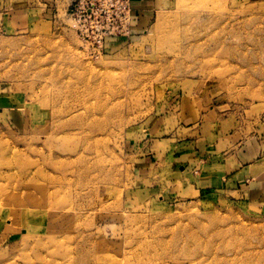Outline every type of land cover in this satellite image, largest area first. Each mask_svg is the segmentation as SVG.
Returning <instances> with one entry per match:
<instances>
[{
	"label": "rangeland",
	"instance_id": "obj_1",
	"mask_svg": "<svg viewBox=\"0 0 264 264\" xmlns=\"http://www.w3.org/2000/svg\"><path fill=\"white\" fill-rule=\"evenodd\" d=\"M73 24L67 11L20 27L0 13V264H264L263 208L220 191L148 198L159 167L147 175L138 160L184 98L207 120L212 101L238 137L264 131V0H163L99 53ZM37 169L56 191L39 208ZM6 189L25 193L31 216H9Z\"/></svg>",
	"mask_w": 264,
	"mask_h": 264
},
{
	"label": "crops",
	"instance_id": "obj_2",
	"mask_svg": "<svg viewBox=\"0 0 264 264\" xmlns=\"http://www.w3.org/2000/svg\"><path fill=\"white\" fill-rule=\"evenodd\" d=\"M71 1L0 0V13L7 15L14 27L28 25L35 19L53 22L61 11H67ZM162 4L163 0H131L132 32L146 28ZM184 106L185 98L167 112L174 124L169 129L171 134L155 141L146 134L152 144L138 160L146 164L147 175L155 173L154 163L159 167V181L146 186L147 197L195 198L220 191L264 209V131L238 137L240 126L233 128L227 117L214 110L212 101L202 99L200 104L202 108H212L206 112H211V120L203 111L189 115ZM164 128L165 125L159 126V130Z\"/></svg>",
	"mask_w": 264,
	"mask_h": 264
},
{
	"label": "built area",
	"instance_id": "obj_3",
	"mask_svg": "<svg viewBox=\"0 0 264 264\" xmlns=\"http://www.w3.org/2000/svg\"><path fill=\"white\" fill-rule=\"evenodd\" d=\"M67 13L78 32L97 43L98 53L109 39L132 31L131 0H72Z\"/></svg>",
	"mask_w": 264,
	"mask_h": 264
},
{
	"label": "bare ground",
	"instance_id": "obj_4",
	"mask_svg": "<svg viewBox=\"0 0 264 264\" xmlns=\"http://www.w3.org/2000/svg\"><path fill=\"white\" fill-rule=\"evenodd\" d=\"M168 42H169V40H167ZM166 42V41H165ZM167 45V44H166ZM168 49V48H167ZM173 49V48H172ZM209 53H211V52H209ZM57 95V94H56ZM58 96V95H57ZM56 96V97H57ZM72 96H74V95H72ZM76 96V95H75ZM56 97H54V98H56ZM78 97V96H77ZM57 99V98H56ZM60 99V98H59ZM102 105H104V104H102ZM101 105V106H102ZM83 107V106H82ZM107 107H108V105H107ZM83 108H85V107H83ZM109 108V107H108ZM78 110V109H77ZM103 110V109H102ZM103 111H105V110H103ZM103 111H100V112H98V114L99 113H101V112H103ZM106 111H107V109H106ZM106 113V112H105ZM79 114V113H78ZM84 114V113H83ZM102 114H104V113H102ZM106 114H109V113H106ZM109 116V115H108ZM88 117H91V116H88ZM87 117V118H88ZM98 117V116H97ZM81 118H82V116H81ZM95 118V117H94ZM104 118H106V117H104ZM99 119H100V117H99ZM90 120V119H89ZM104 120H106V119H103V122H104ZM68 121V120H67ZM74 121V120H73ZM84 122H85V120H83ZM64 122V121H63ZM69 122L71 123V121L69 120ZM78 122V121H77ZM76 122V123H77ZM61 123V122H60ZM75 123V124H76ZM85 124V123H84ZM64 125H65V122H64ZM64 125H63V127H64ZM72 125H74V124H72ZM71 125V126H72ZM60 126V125H59ZM85 126V125H84ZM93 126V125H92ZM61 127L62 126H60L59 128H60V130H61ZM68 127V126H67ZM75 127H77V126H75ZM66 128V127H65ZM64 128V129H65ZM70 128V127H69ZM80 128V127H79ZM86 128V127H85ZM97 128V127H96ZM58 129V128H57ZM66 130H68L67 128H66ZM72 130V129H71ZM70 130V131H71ZM82 130H84L83 128L81 129V131ZM90 130V132H91V130L92 129H89ZM64 131V130H63ZM72 131H74V130H72ZM57 132V131H56ZM65 132V131H64ZM78 133V132H77ZM76 133V134H77ZM81 133H83V132H81ZM69 134V133H68ZM68 134H66L67 136H69ZM79 134V133H78ZM64 135V134H63ZM89 144H90V142H89ZM82 145H83V143H82ZM82 147V146H81ZM93 147V146H92ZM83 154V153H82ZM92 155V154H91ZM91 155L90 156H88L87 158H89V157H91ZM77 156V155H76ZM75 156V157H76ZM78 156H80V154L78 153ZM87 156V155H86ZM75 157H73V159L75 158ZM83 157V156H82ZM98 158V157H97ZM96 157H95V159H97ZM76 159H77V157H76ZM94 159V158H93ZM92 159V160H93ZM82 160V159H81ZM89 160L90 159H87L84 163L85 164H87L88 162H89ZM91 160V161H92ZM79 161V160H78ZM80 162V161H79ZM92 162H94V161H92ZM83 163V161L82 162H80V164H82ZM96 163H97V161H96ZM79 164V165H80ZM90 164V163H89ZM92 164V163H91ZM94 164H95V162H94ZM98 165V164H97ZM102 165V164H101ZM99 166L100 168L103 166ZM81 166V165H80ZM83 166V165H82ZM85 166V165H84ZM90 166V165H89ZM89 166H86V167H88L89 168ZM85 167V169H86V172H87V168ZM38 168H40L39 166H38ZM93 167L91 166V169H92ZM94 168H95V165H94ZM94 168H93V170H94ZM96 168H97V166H96ZM95 168V169H96ZM13 169V168H12ZM18 169V168H17ZM78 169V168H77ZM99 169V168H98ZM101 169H103V168H101ZM108 169V168H107ZM5 170V169H4ZM33 170V169H32ZM80 170V169H79ZM3 171V170H2ZM6 171V170H5ZM8 171V170H7ZM6 171V172H7ZM15 171V170H14ZM19 171V170H18ZM45 171H46V169H45ZM75 171H77L78 172V170H75ZM82 171H84V170H82ZM82 171H80V172H82ZM88 171H89V169H88ZM101 171V170H100ZM104 171V170H103ZM1 172V171H0ZM92 172V171H91ZM96 172V171H95ZM15 173V172H14ZM46 173V172H45ZM79 173V172H78ZM3 172H2V177H3ZM82 174V173H81ZM83 174H84V172H83ZM87 174V173H86ZM89 174H90V172H89ZM93 174H94V171H93ZM92 174V175H93ZM96 174V173H95ZM94 174V175H95ZM13 175V174H12ZM27 175V174H26ZM38 175L39 176H43V173H42V171H40V169L38 170L37 169V171L35 172V173H33V172H30V173H28V176H29V178H31V179H29V181H27V182H30V183H35L36 184V189H37V192H38V194H39V196H36L33 200V203H34V206L33 207H36V208H39V205H41V203H50V205L52 204L51 202H52V200L54 199V196L56 195V191H53V192H51V193H47L46 191H44L43 190V186L41 185V184H39V183H36L37 182V178L36 177H38ZM85 175V174H84ZM87 176V175H86ZM78 177V176H77ZM80 177V176H79ZM90 177H92V176H90ZM90 177L88 176L87 177V179L89 178L90 179ZM96 177H97V175H96ZM95 177V178H96ZM71 178V177H70ZM70 178H68V179H70ZM73 178V177H72ZM94 178V179H95ZM54 179H57V180H61V177H58V178H55V177H52L51 178V180H54ZM78 178H76V180H77ZM23 181H24V179H22ZM79 180H82V179H80L79 178ZM86 180V179H85ZM87 181V180H86ZM80 182V181H79ZM78 182V183H79ZM89 182V181H88ZM14 183H16V182H14ZM25 183V182H24ZM83 183V182H82ZM84 183H86L87 184V182H84ZM93 183V182H92ZM90 184V183H89ZM78 185V184H77ZM76 185V186H77ZM91 185V184H90ZM90 185L89 186H87L88 188L90 187ZM46 186V185H45ZM86 187V188H87ZM77 188V187H76ZM91 188L92 187H90V189L89 190H91ZM24 190V189H23ZM32 190V189H31ZM86 190V189H85ZM88 190V191H89ZM75 192H76V190H75ZM89 193V192H88ZM30 193H28L27 195H29ZM62 194V193H61ZM1 195V194H0ZM3 195H5V199H6V202H7V204H5V206H8V208H10L9 210H12L11 211V213H9V216H12L11 218H15V217H17V216H19V217H22V220H24V217L25 218H28L29 216H31V215H29L30 213H31V211H29V208H28V206H26L25 204H24V197H25V193H20L19 191H11V190H9V189H6V190H4L3 191ZM26 195V196H27ZM2 197V196H1ZM32 199V198H31ZM58 199V198H57ZM57 199H56V201H57ZM33 205V204H32ZM16 211V212H15ZM20 214V215H19ZM78 216V215H77ZM29 225V224H28ZM33 230H35L34 228H33ZM27 231V230H26ZM27 233V235L25 236V238H24V242H26V241H28L29 239H30V230L28 231V232H26ZM32 233H35L36 234V237H37V246H39V247H41V245L43 244V240H41V236H39L38 234H37V231H33ZM147 243V242H146ZM90 244V243H89ZM148 244V243H147ZM146 244L144 243V245H143V247L145 246ZM52 246V245H51ZM147 246V245H146ZM149 247V246H148ZM148 247L147 248H145V249H148ZM36 248V247H35ZM150 248V247H149ZM81 252V251H80ZM84 253V252H83ZM92 253V252H91ZM78 254H80V253H78ZM73 255H71V254H69V255H67V258H66V262H68V263H72L73 261H74V259H73ZM74 258H76V257H74ZM100 263V262H99Z\"/></svg>",
	"mask_w": 264,
	"mask_h": 264
}]
</instances>
